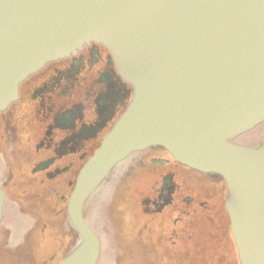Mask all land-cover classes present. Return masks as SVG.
<instances>
[{
	"label": "water",
	"instance_id": "water-1",
	"mask_svg": "<svg viewBox=\"0 0 264 264\" xmlns=\"http://www.w3.org/2000/svg\"><path fill=\"white\" fill-rule=\"evenodd\" d=\"M90 41L132 95L77 175L66 212L78 241L57 264L96 263L83 204L149 146L221 176L239 262L264 264V134L254 147L233 141L264 122V0H0V110L29 74ZM2 206L0 189V219Z\"/></svg>",
	"mask_w": 264,
	"mask_h": 264
},
{
	"label": "flooded vegetation",
	"instance_id": "flooded-vegetation-1",
	"mask_svg": "<svg viewBox=\"0 0 264 264\" xmlns=\"http://www.w3.org/2000/svg\"><path fill=\"white\" fill-rule=\"evenodd\" d=\"M131 95L109 52L96 42L46 62L18 85L16 99L0 110L4 264L8 203L18 211L20 197L28 198L31 204L25 208L33 211L39 201H50L64 218L80 169L124 113ZM120 164L83 207L99 241L96 264H239L219 175L191 169L160 146L133 152ZM101 199L105 204L98 218ZM120 232L130 233L132 242L115 245L110 238L112 243L105 244L107 236Z\"/></svg>",
	"mask_w": 264,
	"mask_h": 264
},
{
	"label": "rangeland",
	"instance_id": "rangeland-1",
	"mask_svg": "<svg viewBox=\"0 0 264 264\" xmlns=\"http://www.w3.org/2000/svg\"><path fill=\"white\" fill-rule=\"evenodd\" d=\"M263 134L264 122L237 136L235 142L254 147L257 146ZM117 168L115 167L113 172H116ZM134 184V180L128 182L123 193L125 197L130 194L129 190ZM26 202L31 204L28 198L23 201L20 197L18 211L13 208V204L8 203V258H6L8 263L6 264H54L61 259L67 245L70 246L76 242L77 236L66 215L62 218L60 214H57V209L52 206V202L48 201V204L45 201H39L36 203V209L34 205L33 211L31 208L29 211L25 208ZM104 204V199H101L96 206V217L99 218L102 215ZM115 206L121 210L119 202L115 203ZM124 215H127V212L124 211ZM6 222L7 220L4 219L0 223V242L6 235ZM123 223L125 227H128L126 220ZM27 231L30 233H26ZM110 238L115 245H128L132 242V235L125 232L114 233L109 238L107 236L104 240L105 244L112 243ZM2 251L3 248L0 247L2 257H0V264H4Z\"/></svg>",
	"mask_w": 264,
	"mask_h": 264
}]
</instances>
